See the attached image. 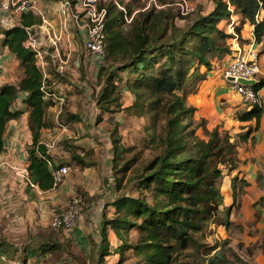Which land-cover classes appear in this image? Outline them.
<instances>
[{
    "label": "trees",
    "instance_id": "obj_1",
    "mask_svg": "<svg viewBox=\"0 0 264 264\" xmlns=\"http://www.w3.org/2000/svg\"><path fill=\"white\" fill-rule=\"evenodd\" d=\"M159 1L165 4L171 0ZM229 2L241 18L235 26L239 37L244 25L249 23L254 25V39L260 43L264 38V0ZM100 3L106 6L107 15L105 56L98 73L102 83L99 104H103L106 111L110 109L109 104L121 109L122 89L114 86L113 81L122 80V74L126 73L129 75L127 89L135 95L128 112L136 115L151 112L153 119L162 121L161 131L152 136L158 154L134 171L140 195L123 194L110 202L114 213L103 221V240L106 241L108 227L120 237L123 242L115 249L120 262L124 260L126 250L131 248L138 258L134 264H181L177 255L192 245L194 235L217 217L224 204L218 184L223 176L221 166L232 171L240 163L238 146L221 125L211 131L204 129L206 138L198 135L197 129L204 126V120L194 122L196 108L187 101L188 93L205 78L198 71L199 66L210 70L214 60L232 52L228 42L231 34L220 26L223 20L229 19L232 11L226 0H213L212 10L206 14L197 10L183 26L171 20L168 10L172 9L166 8L138 11L131 22L126 23L124 12L113 2L101 0ZM125 7L131 15L134 8L128 4ZM259 15L262 16L259 18ZM38 23L39 16L28 11L21 14L20 24L3 30V44L18 59L23 76L17 83H5L0 88V155L5 146L4 132L8 121L23 113L13 105L22 93H27L24 102L29 108L32 132L29 176L40 189L48 190L54 187L53 171L62 164L51 160L52 167L48 165L47 148L41 142V131L49 125L44 119L47 105L44 97L48 86H45L43 72L37 65L35 50L26 45V27ZM263 85L264 79L260 78L252 87L259 91ZM262 112V105L254 104L238 113L237 118L240 121L255 119L257 127ZM251 131L250 126L240 139L247 140ZM118 140L113 141L115 159L126 150L119 146ZM70 153L76 165H91L84 155L77 153V148ZM136 157L125 162L120 171L129 169L130 162ZM259 201L263 202L264 196ZM229 215L227 210L226 222ZM132 229H136L135 241H129ZM41 245L44 252L54 247L48 238ZM107 245L105 242L101 247V260L108 253ZM207 264L235 263L218 250L209 257Z\"/></svg>",
    "mask_w": 264,
    "mask_h": 264
},
{
    "label": "rangeland",
    "instance_id": "obj_2",
    "mask_svg": "<svg viewBox=\"0 0 264 264\" xmlns=\"http://www.w3.org/2000/svg\"><path fill=\"white\" fill-rule=\"evenodd\" d=\"M8 1L10 2V0ZM9 2L5 5L7 21H3L4 17L1 16L0 24H9L15 21L14 13L11 12L14 7ZM190 2L195 11L185 16L177 13V9L174 8L176 6L165 7L166 9H172L168 11L171 12V20L175 24L183 26L186 22H189L197 10H201L202 14H206L212 7L211 0H190ZM125 4L136 9L143 7L144 1L129 0L128 2L125 1ZM240 19V17H237L235 26L239 25ZM228 22H230V19ZM226 25L225 23L224 28ZM4 28V25H0V32ZM246 33L247 31H245ZM238 40L239 45L242 47L243 44L249 41L241 35ZM228 42L231 47L234 46L232 41L229 40ZM2 47L1 37L0 48ZM231 49L234 52L235 47ZM256 50L258 51V49ZM8 56V74L6 79L7 82L17 83L23 76V68L11 53ZM49 66L50 70L48 67V71L52 72V74L56 73L51 81H57L62 78L52 63ZM99 69L95 65L92 68L81 65L77 69V72L72 70L73 73L75 71V75L70 76L71 80L74 81L71 83L78 92V97H71V99L66 97L68 101L66 99L63 105V107L65 106L64 112L58 114L59 123H54V127L60 128L64 133L61 132L54 135L51 138L52 142L50 145L52 149L56 150V156L58 157L64 155L63 151H68L71 154L70 151H73L74 148H77V150L82 149L85 158L91 162V166L88 167L89 169L87 168V172L98 175L102 181V192L88 195L87 193L94 186L88 179L89 181L86 182V185L80 191L72 194L66 205L53 210L50 219L47 221L48 223H28L26 225L27 229L30 227L34 228V231L40 230L43 233L41 239L48 238L54 244V247L46 253L39 255L27 254L31 258L30 264H134L138 259L133 255L130 248L126 250L124 260L120 262L121 258L119 255H116L115 249L123 241L110 227L106 230V241H104L102 222L104 219L109 218L110 202L116 197L123 194L134 197L140 195L141 190L137 188L138 179L135 177L136 173L134 171L141 169L148 160L158 154L159 149L157 148V144L152 141V136L161 131L162 121L153 119L151 112L141 115L130 114L128 112L127 108L134 101L135 95L133 91L127 89L126 81L129 75L126 73L122 74V80L117 79V81H113L114 86L116 85L119 89H122L119 99L123 104L121 109H117L115 104H109V111L104 110L102 108L103 104H99L102 88V83L98 79ZM46 86L55 85L47 83ZM80 97L81 100L89 102L86 110L97 108L98 111H96V117L93 120L86 119L79 126L78 121L68 123L66 116L71 111H74L73 108L70 109L73 104H76L77 109L75 110H83L80 109L81 105L79 106ZM86 97L89 99H86ZM239 98L236 105H233L234 110L232 114L234 115L235 113L238 115V113L247 109V105ZM87 112L89 114V111ZM82 114L84 115L83 111ZM234 115L231 116L237 117V115ZM194 122L196 121L194 120ZM203 134L206 138L205 132ZM231 136L235 138L236 134ZM234 138L232 140L239 146L241 140H235ZM114 139H119V146L126 149L117 159H115ZM238 152L237 147V154ZM134 156L137 157L134 161L130 162L129 169L120 171L125 162L131 160ZM221 167L223 169V176L219 179L218 184L224 195V204L220 207L217 217L211 219L201 232L194 235L192 245L177 255V261L181 264H207L209 257L214 255L218 250H221L235 264H264V201L259 203L262 196L254 202L246 203L242 197L245 194L244 187L246 184L243 182L244 179H241L239 182L234 180L233 184H236V186L232 188L230 180L234 179L232 178L233 174H236L235 178H237V173L224 166ZM72 170L73 166L71 165L70 172L66 177L73 176V180H78L80 174ZM88 182L91 184L88 185ZM76 197L81 199V211L73 225L68 228L53 229L50 225L53 216L67 207ZM94 209H96L95 212H93ZM227 210L230 213L228 222H226ZM75 229L82 231L87 236H85L87 244L84 243L83 238L76 237ZM25 232L18 234L17 231V235L14 236L12 231L10 232V236L6 233L2 234V237L4 236L16 243L17 245H13V248L22 249L27 246L24 245L27 241L32 242V237H29L30 234ZM136 236V229H132L129 241H135ZM105 242L108 244V253L101 260L100 250ZM14 253L13 251L8 255L7 264H21L26 255L24 249H22L19 255Z\"/></svg>",
    "mask_w": 264,
    "mask_h": 264
},
{
    "label": "crops",
    "instance_id": "obj_3",
    "mask_svg": "<svg viewBox=\"0 0 264 264\" xmlns=\"http://www.w3.org/2000/svg\"><path fill=\"white\" fill-rule=\"evenodd\" d=\"M33 1L35 2V9L32 10V12L39 16L40 23L32 25L31 30L39 34L40 38L45 42L47 49V55L44 59V72L42 71L44 75V84L45 86L47 83H53V85H55L48 86V91H46L44 97L47 101L44 119L49 125L41 131V142L46 146L47 156L50 160L61 164H68L70 165V169L72 165V171H77V174L80 175L78 180H73V176H67L61 183L54 185V187L48 190L40 189L39 186L30 179L29 174L27 176L29 181L25 179L26 172L29 173V148L32 143V132L28 121L29 108L24 102L27 93H23L13 105L14 108L23 110V113L20 117L8 121L4 132L5 146L3 153L0 155V264H7L6 261L9 259L8 255L13 251L15 252L14 254L19 255L22 249H24L26 255L21 261V264L31 263V258L27 254L39 255L46 253L41 245V243L46 240V238L41 239L43 233H41L40 230L34 231V228L28 227L27 229L26 225L28 223L34 224L38 222L43 224L48 223L47 221L50 219L53 210L66 205L72 194L80 191L89 180L94 186L89 193H87L88 195L102 192L103 187L102 181L98 175L87 172V168L91 165H76L71 159V155L68 151H63L64 155L58 157L56 156V150L52 149L50 145L52 142L51 138H53L54 135L60 134L61 132L64 133L60 128L54 127V123H59L58 114L64 112L63 109L65 106L63 107V105L67 99L66 97L70 99L71 97H78V92L71 83L74 81L71 80L70 76L75 75V71L77 72V69H79L81 65L89 68L95 65L98 69L101 67V64L90 59L86 53L84 48L85 29L80 23L77 24L75 22L70 13L63 11L67 2L73 4L75 0ZM125 1L128 2L129 0ZM211 1L212 10L214 3L213 0ZM8 2V0L0 1V21L2 19L1 16L4 17L3 21H7L5 5H7ZM232 8L229 17L230 21L231 18L236 20L237 17H240L239 14L235 12L234 6ZM11 12L14 13L15 21L9 24H0L4 25V29L20 24L22 13L13 8ZM261 16L262 15H259V18ZM229 19L223 20L220 23V26L223 28L224 24H227L224 29L228 33L230 31L228 27ZM3 30L0 32L3 45V47L0 48V88L5 83H12L7 82L6 79L8 74V55L11 52L8 47L3 44ZM245 31H247L246 34ZM240 35L249 40L248 43L246 42V44H243V47H246L244 45L252 44L258 49L260 78L264 79V38L260 43H257L254 39V25L249 23L244 25ZM229 38L228 41H232V38ZM234 47L236 48V44L231 48ZM1 49L3 50L1 51ZM11 54L15 57L13 53ZM232 56L233 50L230 54L224 55L221 59L214 60L210 70H207L203 65L199 66L198 71L204 74L205 78L198 81L197 86L188 93L187 101L188 104L196 108L194 120L196 122L204 120V126H200L197 129V133L201 137H204V134L202 135L204 129L211 131L214 127L221 125L223 128L227 129L231 135L236 134L235 138L232 137V139L239 140L240 136L245 134L251 126L252 131L248 139L245 141L240 139L241 141L239 142V152L237 155L240 163L239 166L234 169V172L237 173V178H235L236 174H233L232 178L234 179L230 180L232 188L236 186V184H233L234 180L239 182L241 179H244L246 181L244 187L245 194L242 197L246 203H250L264 195V85L258 91L260 104L263 107L259 125L256 127L255 119L248 121L238 120L235 116L237 114H232V111L234 110L233 105H236L239 95L230 88L223 76V69L229 64ZM50 62L56 68L55 70L59 75L62 76V78L57 81H51L56 73L52 74V72L48 71V67L50 70ZM72 70H75L74 73ZM86 99L89 98L86 97ZM79 100V106L81 105L82 108L80 107V109H83L84 115L82 111L75 110L77 107L75 106L76 104H73L70 109L73 108L74 111H71V113L66 116V121L68 123L78 121L80 126L86 119L93 120L98 110L97 108H92V110L89 108L86 110L89 106V102L87 100H81V97ZM87 111H89V114ZM77 152H79L81 156L84 155L82 149H78ZM59 159L63 160L60 161ZM91 183L88 182L87 184L89 185ZM97 196H95V198H97ZM96 209H94L93 212H95ZM113 213L114 207L110 205L109 217H111ZM75 230L76 237L83 238L84 243L87 244L85 240L86 235L78 229ZM12 231L14 236L17 235V231L18 234L26 231L25 233L30 234L29 237H32V242L27 241L26 244L23 243L27 246L22 249L13 248V245L17 244L4 236L2 237V234L6 233L10 236V232ZM15 257L17 258V256Z\"/></svg>",
    "mask_w": 264,
    "mask_h": 264
},
{
    "label": "built area",
    "instance_id": "obj_4",
    "mask_svg": "<svg viewBox=\"0 0 264 264\" xmlns=\"http://www.w3.org/2000/svg\"><path fill=\"white\" fill-rule=\"evenodd\" d=\"M104 2L111 1L119 9L124 12V21L131 22L133 16L138 11H144L154 8L160 10L166 6H176L177 13L186 15L194 10L190 0H171L169 3H161L159 0H143L144 6L136 9L131 15L127 14L125 7V0H103ZM101 0H75V2L66 3L64 12L72 15L75 22L85 29L84 48L90 59H93L99 64L103 63L105 56V19L107 15V8L101 5ZM228 8L232 11V5L229 0L226 1ZM10 5L18 12H28L35 9V2L33 0H11ZM230 28L232 42L236 44L233 56L229 64L223 69V76L228 82L230 88L239 95L240 100L247 106L260 104V96L258 91L253 89V85H247L240 82V79L250 80L256 82L260 80L259 69V53L255 47L250 44L246 47L239 45V35L235 30V20L231 18L228 22ZM28 32V39L26 45L32 47L36 52L37 65L44 72L45 56L47 49L45 42L40 38L37 32L31 30V27H26ZM52 42V40H51ZM49 145V144H47ZM47 163L52 167V161L47 159ZM70 172V165L62 164L53 171L54 185L61 183L66 175ZM28 172L25 174V179H28ZM29 181V179H28ZM81 211V199L76 197L72 202L60 212L53 216L50 225L53 229L68 228L73 225L79 212Z\"/></svg>",
    "mask_w": 264,
    "mask_h": 264
},
{
    "label": "water",
    "instance_id": "obj_5",
    "mask_svg": "<svg viewBox=\"0 0 264 264\" xmlns=\"http://www.w3.org/2000/svg\"><path fill=\"white\" fill-rule=\"evenodd\" d=\"M240 82L243 84H247V85H255L256 84V81L253 79H250V80L240 79Z\"/></svg>",
    "mask_w": 264,
    "mask_h": 264
}]
</instances>
